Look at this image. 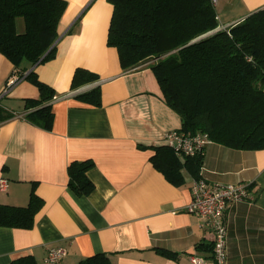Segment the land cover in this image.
I'll return each instance as SVG.
<instances>
[{"label":"crops","instance_id":"0c3cea01","mask_svg":"<svg viewBox=\"0 0 264 264\" xmlns=\"http://www.w3.org/2000/svg\"><path fill=\"white\" fill-rule=\"evenodd\" d=\"M66 2L55 55L34 66L38 78L57 92L50 101L52 128L23 116L26 99L39 94L27 78L0 96V177L7 180L0 203L26 205L32 187L41 197L32 227L0 225V264L26 254L45 264L53 246L67 251L56 264H77L98 252L112 264H192L188 256L193 252L213 264L211 251L203 248L213 242V232L185 208L193 175L182 166V182L174 184L151 160L155 147L165 144L163 133L181 126L151 69L153 60L131 69L120 66L116 48L107 44L113 10L108 0ZM263 6L264 0H217L218 25L205 34ZM19 18L16 29L22 32ZM77 67L99 79L71 89ZM12 68L0 52V91ZM95 85L101 91L99 106L75 98ZM178 156L185 161V155ZM84 159L94 161L87 171L94 188L77 194L68 185L67 168ZM199 172L210 182L247 185L254 198L233 201L226 211L227 264H264V148L236 149L211 141Z\"/></svg>","mask_w":264,"mask_h":264},{"label":"trees","instance_id":"16d2710c","mask_svg":"<svg viewBox=\"0 0 264 264\" xmlns=\"http://www.w3.org/2000/svg\"><path fill=\"white\" fill-rule=\"evenodd\" d=\"M108 1L113 10L107 44L116 48L123 69L153 60L151 69L166 103L181 117V130L206 133L211 141L230 148H264V6L229 27L201 36L218 25L211 0ZM66 5V0H0V52L11 61V74L37 86L38 97L26 99L28 110L23 116L45 129L53 125L50 101L57 92L38 78L34 66L54 57ZM17 17L24 21L22 32L16 29ZM98 79L97 73L77 67L70 86L76 89ZM75 98L99 106L100 86L77 93ZM205 146L181 162L170 146L159 145L151 160L169 181L180 184L182 166L199 177ZM93 165L92 159L69 163L68 185L77 194L93 190L87 175ZM40 205L41 197L32 187L26 205L0 203V225L32 227ZM203 248L213 257V242L204 243ZM157 250L176 256L166 249ZM11 264L37 262L26 254ZM77 264L112 263L106 253L98 252Z\"/></svg>","mask_w":264,"mask_h":264},{"label":"built area","instance_id":"2783aa9c","mask_svg":"<svg viewBox=\"0 0 264 264\" xmlns=\"http://www.w3.org/2000/svg\"><path fill=\"white\" fill-rule=\"evenodd\" d=\"M216 4L217 0H211ZM22 77L10 74L5 85L0 91V96L5 95L9 89ZM15 116H22L13 112ZM165 144L170 146L177 154L193 155L203 146L211 142L206 133L185 132L180 128L169 129L163 133ZM7 180L0 177V189H6ZM191 198L186 205V210L198 214L203 223L213 232V264H227V224L226 211L230 203L238 200H251L246 184L235 182H210L200 172L199 177H193L191 182ZM62 246L49 247L44 257L45 264H56L66 254ZM192 264H205L207 258L196 252L188 256Z\"/></svg>","mask_w":264,"mask_h":264},{"label":"water","instance_id":"95a60500","mask_svg":"<svg viewBox=\"0 0 264 264\" xmlns=\"http://www.w3.org/2000/svg\"><path fill=\"white\" fill-rule=\"evenodd\" d=\"M204 35H206V34H204ZM204 35H201V36H204ZM201 36H200V37H201ZM197 38H199V37H197Z\"/></svg>","mask_w":264,"mask_h":264},{"label":"bare ground","instance_id":"6f19581e","mask_svg":"<svg viewBox=\"0 0 264 264\" xmlns=\"http://www.w3.org/2000/svg\"><path fill=\"white\" fill-rule=\"evenodd\" d=\"M212 252H213V248H212Z\"/></svg>","mask_w":264,"mask_h":264},{"label":"rangeland","instance_id":"374dc122","mask_svg":"<svg viewBox=\"0 0 264 264\" xmlns=\"http://www.w3.org/2000/svg\"><path fill=\"white\" fill-rule=\"evenodd\" d=\"M19 19H21V18H19ZM22 20V19H21Z\"/></svg>","mask_w":264,"mask_h":264}]
</instances>
